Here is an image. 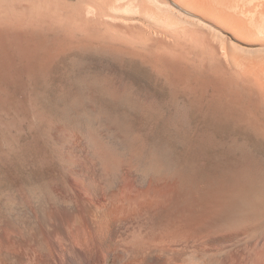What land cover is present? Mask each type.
<instances>
[{
	"label": "bare ground",
	"instance_id": "bare-ground-1",
	"mask_svg": "<svg viewBox=\"0 0 264 264\" xmlns=\"http://www.w3.org/2000/svg\"><path fill=\"white\" fill-rule=\"evenodd\" d=\"M1 142L0 264H264V0H0Z\"/></svg>",
	"mask_w": 264,
	"mask_h": 264
},
{
	"label": "rangeland",
	"instance_id": "rangeland-1",
	"mask_svg": "<svg viewBox=\"0 0 264 264\" xmlns=\"http://www.w3.org/2000/svg\"><path fill=\"white\" fill-rule=\"evenodd\" d=\"M72 1L77 2L78 0H72ZM109 60H108V56L102 55V54L99 55L98 53H94V52H85V53L82 52V53L74 54L70 59H68L69 62H67V66L65 68L66 71L64 70L66 72L65 84L71 83V81H74V80H75V83L79 82L78 83L79 85L77 87L79 94H81V96H83V98H86V99L90 98V95H89L90 92H88V88H87V84L91 83L90 81L93 82V80L95 79L97 80V82H102V81L106 82V79L109 81H113V80H118L120 75L126 78L132 79L134 86L132 85L133 89H131V92L134 94L143 93L145 95L149 92L148 90L153 89V83L149 81V79L145 77H140L137 75L132 76V74H130L128 71L124 70L122 67L120 68V66L115 61L113 62L112 58L110 61ZM85 74H86V77H85ZM90 78L91 80H88ZM99 95H97L95 98V101L97 102V105H98L97 106L98 110L99 109L108 110L110 112H113L114 114L117 113V114L124 115V116L125 114H127V111L129 110V108L125 104H123L122 102H114V101H111L112 102L111 103L109 98H106L102 94L100 96ZM132 96L133 95H131V97ZM125 108H127V110H125ZM31 118H32V121L36 122L35 118L33 117ZM14 121H17L18 126H19L18 119ZM15 137H17V129L13 127L11 129V138L13 139ZM0 144H1L0 149L2 150L9 149V146L6 143L1 142ZM30 189L35 190L34 187H30ZM9 192H10L9 186L5 183V181H3V179L0 176V222H2L3 216L7 209L6 205L8 201L6 200L5 194ZM12 208L13 209H9V210H12L15 214L19 216L20 214L19 209L16 207H12Z\"/></svg>",
	"mask_w": 264,
	"mask_h": 264
}]
</instances>
